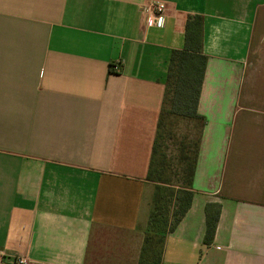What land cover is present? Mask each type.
I'll return each mask as SVG.
<instances>
[{
	"label": "crops",
	"instance_id": "0c3cea01",
	"mask_svg": "<svg viewBox=\"0 0 264 264\" xmlns=\"http://www.w3.org/2000/svg\"><path fill=\"white\" fill-rule=\"evenodd\" d=\"M144 1L0 0V264L138 263L168 59L196 14L205 125L161 264H264V0H162L161 27Z\"/></svg>",
	"mask_w": 264,
	"mask_h": 264
},
{
	"label": "trees",
	"instance_id": "16d2710c",
	"mask_svg": "<svg viewBox=\"0 0 264 264\" xmlns=\"http://www.w3.org/2000/svg\"><path fill=\"white\" fill-rule=\"evenodd\" d=\"M202 42V17L189 15L185 24L184 45L181 49L171 50L169 55L162 104L146 175V180L152 183L169 185V200L167 207L161 211L156 206L160 200L159 195L152 199L153 208L144 231L137 264H161L166 236L175 229L191 206L200 134L205 125V117L197 112L207 63ZM175 119L196 121L199 136L196 139L173 140L171 126ZM171 177L174 180L171 181ZM205 211L203 243L209 245L214 237L220 206L207 203Z\"/></svg>",
	"mask_w": 264,
	"mask_h": 264
},
{
	"label": "rangeland",
	"instance_id": "374dc122",
	"mask_svg": "<svg viewBox=\"0 0 264 264\" xmlns=\"http://www.w3.org/2000/svg\"><path fill=\"white\" fill-rule=\"evenodd\" d=\"M174 134L173 140H180V139H196L199 135V125L194 120H188V119H175L172 122L171 126ZM167 177V176H166ZM164 177V178H166ZM174 177H171V181L174 180ZM154 190H153V197L155 195H159L160 200L157 203V207L159 206V209L162 211L165 207H167L168 200H169V193L170 188L167 184H160V183H153ZM154 200V199H153ZM152 208H153V201H152ZM170 217V216H168Z\"/></svg>",
	"mask_w": 264,
	"mask_h": 264
},
{
	"label": "built area",
	"instance_id": "2783aa9c",
	"mask_svg": "<svg viewBox=\"0 0 264 264\" xmlns=\"http://www.w3.org/2000/svg\"><path fill=\"white\" fill-rule=\"evenodd\" d=\"M167 11V4L162 0H146L141 5V18L147 26L161 27ZM118 66L113 65L111 71H118ZM16 264H27L25 258H17Z\"/></svg>",
	"mask_w": 264,
	"mask_h": 264
}]
</instances>
